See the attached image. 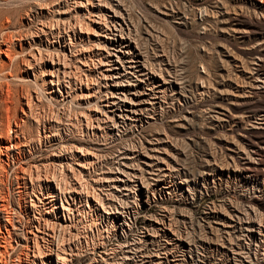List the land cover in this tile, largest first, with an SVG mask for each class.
<instances>
[{"label":"rangeland","instance_id":"rangeland-1","mask_svg":"<svg viewBox=\"0 0 264 264\" xmlns=\"http://www.w3.org/2000/svg\"><path fill=\"white\" fill-rule=\"evenodd\" d=\"M103 13L170 80L140 122L104 106L89 21ZM0 50L2 127L32 104L30 142L0 183L20 233L7 264H26L22 235L44 264L47 233L63 237V264H264L247 231L264 225V0H0ZM245 165L256 183L233 175Z\"/></svg>","mask_w":264,"mask_h":264},{"label":"bare ground","instance_id":"bare-ground-1","mask_svg":"<svg viewBox=\"0 0 264 264\" xmlns=\"http://www.w3.org/2000/svg\"><path fill=\"white\" fill-rule=\"evenodd\" d=\"M99 5L103 6V4L101 3H99ZM107 14L108 17H106L105 13H103V15L107 19V23H105L104 18L100 15H97L96 17L93 15L94 17H91L89 19L90 23L96 28L95 35L101 36V38H103V40L99 41L100 45L102 46H98V43L96 42L97 46H95L94 52L96 53V56L98 58L97 63L101 66V70L103 72V87L106 88V90L108 91L107 93H109L110 95H104V106L106 107L107 111L111 113L109 118L112 119L114 123L118 122L125 124V122H129V124H131L135 122H140L142 120V117H147L148 108L146 104H150L151 102L148 101V99H152L153 97L151 96H154L156 98V92L158 91L164 92L162 85L169 84L170 80H164V77L160 76V73H157V70L151 66L152 64H150V62L147 61L150 58L147 56L144 49H142V47H140L139 44L134 41V39L129 35L128 32H124L120 28H115L112 24V20H110V18H112V15H110V13ZM81 29L82 27L79 24L80 32ZM81 36L82 35L80 34V37ZM1 40L4 42L6 40L8 41V37L5 38L3 36ZM103 51L105 53H103ZM2 52L6 53L5 55L7 56L8 61H10L11 54L5 49H3ZM102 57L104 58V60H101ZM50 62L56 73L53 76L55 80L51 79L49 83L55 84L57 92L61 94L60 87H58L60 84L58 79L59 76L57 74L58 72H60V67H58L60 64L58 56L56 55V61L51 58ZM80 84H83L84 88L87 91L86 94L92 93L90 85L91 83L88 79H85ZM2 85L3 84L0 82V107L4 99L1 96L3 94ZM29 98L30 97H25V102H23V104L26 105L27 109L22 108V106L19 107L22 114L21 118H13L10 123L9 115H7L5 128L2 127V122H0V183L2 182V177L6 176L5 174L7 173L6 170L9 166V162L13 163L12 161H14V155L24 153L22 148L28 146V143L30 142L29 136L26 137L25 134L27 124L26 120L24 119L31 113L32 110V104L30 103ZM151 108L149 110H151ZM105 117L106 116L98 119V117H96V113L94 115V118H97V120L103 119ZM44 127L45 126L43 125V128ZM55 134L56 133H53L51 135ZM46 139L47 138L45 137V141ZM49 145L53 146V144L50 143ZM62 154L63 152H57V150L56 152L52 153V155L55 157H61ZM58 163L59 167H63V161L61 159L58 160ZM66 163L67 162H65V164ZM235 169L236 168H234L233 175L242 179L246 183H256L257 175L256 173H254L255 171H253L251 168L245 165L244 167H240V169ZM22 172L24 174H27V172L25 171ZM21 178L23 179L21 183L23 184V186H26L24 185L26 177L22 176ZM20 186V183H18L16 187ZM44 199H46L45 202L47 204L51 203L56 199V194L51 191L50 194L44 197ZM3 201L5 202V198L0 193V264H7L6 257L9 256V254L13 251L14 248L12 241L18 244V238L16 239V235L18 233L16 232L17 227L14 224L15 219H12L10 215L11 211L6 208L7 206H5V203H3ZM248 227L249 228H247V231L251 233L252 243H254V241L263 239L264 225H262L260 222H252L250 223V225H248ZM19 238H21V240L23 239L26 242V244L23 245L26 246L25 248L27 250V252H25L26 264H29L30 259L28 258V256H30V253L29 245L27 244V242L29 241V237L28 235H22V237L19 236ZM261 244H263V242ZM57 259L60 260L59 258Z\"/></svg>","mask_w":264,"mask_h":264},{"label":"built area","instance_id":"built-area-1","mask_svg":"<svg viewBox=\"0 0 264 264\" xmlns=\"http://www.w3.org/2000/svg\"><path fill=\"white\" fill-rule=\"evenodd\" d=\"M32 213H34L33 210H31ZM60 233L51 235L50 233H47V236L49 237L47 244V248L46 251H41V253L43 254V258L44 260V264H63L60 260H58V256L57 254L60 252L61 249H63L64 251V256L67 259V253L64 249V245H62V238L59 236ZM61 248V249H60ZM33 255H35V253H32ZM66 261V264H68V262Z\"/></svg>","mask_w":264,"mask_h":264}]
</instances>
